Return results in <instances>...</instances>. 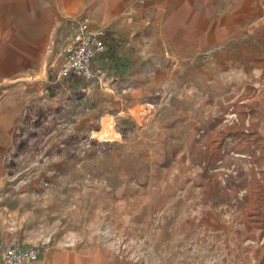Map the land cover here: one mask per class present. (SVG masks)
<instances>
[{
    "label": "rangeland",
    "instance_id": "rangeland-1",
    "mask_svg": "<svg viewBox=\"0 0 264 264\" xmlns=\"http://www.w3.org/2000/svg\"><path fill=\"white\" fill-rule=\"evenodd\" d=\"M262 4L243 72L190 67L131 94L109 52L107 86L64 87L51 54L39 75H0V262L19 241L133 264H264ZM109 125L118 136L101 138ZM246 235L259 239L245 258Z\"/></svg>",
    "mask_w": 264,
    "mask_h": 264
},
{
    "label": "crops",
    "instance_id": "crops-1",
    "mask_svg": "<svg viewBox=\"0 0 264 264\" xmlns=\"http://www.w3.org/2000/svg\"><path fill=\"white\" fill-rule=\"evenodd\" d=\"M262 2L0 0V75L24 79L41 74L51 46L70 32L72 20L86 14L107 26L118 42L116 57L128 64L121 69L131 94H146L149 83L172 82L175 77L184 81L185 68L190 67L230 66L243 72V29L262 12ZM255 239L259 235L243 236V253H249L245 258L252 257ZM35 264L133 263L102 248L50 245L41 249Z\"/></svg>",
    "mask_w": 264,
    "mask_h": 264
},
{
    "label": "built area",
    "instance_id": "built-area-1",
    "mask_svg": "<svg viewBox=\"0 0 264 264\" xmlns=\"http://www.w3.org/2000/svg\"><path fill=\"white\" fill-rule=\"evenodd\" d=\"M107 26L96 23L86 14L71 21L70 32L50 48L49 68L58 67V78L65 87L70 82H109L106 56L117 43L107 38ZM108 80V81H107ZM41 248L11 242L2 251L0 264H35Z\"/></svg>",
    "mask_w": 264,
    "mask_h": 264
},
{
    "label": "bare ground",
    "instance_id": "bare-ground-1",
    "mask_svg": "<svg viewBox=\"0 0 264 264\" xmlns=\"http://www.w3.org/2000/svg\"><path fill=\"white\" fill-rule=\"evenodd\" d=\"M99 134H100L101 138H104V137L110 136V135L118 136V133L114 130V128H112V125H109L108 127H105L102 130H100ZM69 238H70L71 242L74 239V237H69Z\"/></svg>",
    "mask_w": 264,
    "mask_h": 264
},
{
    "label": "trees",
    "instance_id": "trees-1",
    "mask_svg": "<svg viewBox=\"0 0 264 264\" xmlns=\"http://www.w3.org/2000/svg\"><path fill=\"white\" fill-rule=\"evenodd\" d=\"M107 38H110L111 41L114 40V38L111 37V35H110L109 33L107 34ZM110 53H112V54H110V57H113V60L116 61L117 68H121V66H122V67H123V66H126V67L128 66V64H123V63H121V62L118 60V57H116V55L114 54V48L110 50Z\"/></svg>",
    "mask_w": 264,
    "mask_h": 264
}]
</instances>
